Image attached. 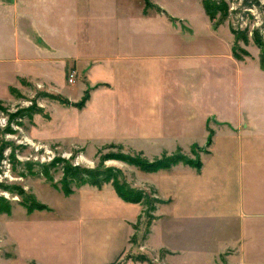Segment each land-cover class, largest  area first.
Segmentation results:
<instances>
[{
	"label": "rangeland",
	"instance_id": "1",
	"mask_svg": "<svg viewBox=\"0 0 264 264\" xmlns=\"http://www.w3.org/2000/svg\"><path fill=\"white\" fill-rule=\"evenodd\" d=\"M257 2L0 0V264H86L82 222L69 215L89 186L142 197L145 233L161 171L145 169L168 158L199 169L216 112L252 97L264 107ZM148 105L169 127L184 115V145L146 141ZM135 254L113 264H155Z\"/></svg>",
	"mask_w": 264,
	"mask_h": 264
},
{
	"label": "crops",
	"instance_id": "2",
	"mask_svg": "<svg viewBox=\"0 0 264 264\" xmlns=\"http://www.w3.org/2000/svg\"><path fill=\"white\" fill-rule=\"evenodd\" d=\"M28 20L48 35L39 21ZM251 102L216 112L220 123L202 136L211 142L199 169L178 163L151 175L160 201L143 235L142 203L127 202L108 186L78 191L69 217L82 222L86 264H113L126 252L155 264H264V107ZM160 106L146 109L145 138L172 146V153L186 143L184 115L181 126L169 127L159 123Z\"/></svg>",
	"mask_w": 264,
	"mask_h": 264
},
{
	"label": "trees",
	"instance_id": "3",
	"mask_svg": "<svg viewBox=\"0 0 264 264\" xmlns=\"http://www.w3.org/2000/svg\"><path fill=\"white\" fill-rule=\"evenodd\" d=\"M243 6L246 8V7H257V6H260L259 3L257 2V0H244V4ZM205 9L206 11L211 14V11H212V8H211V5L209 3H206L205 5ZM177 160L173 159V158H168V159H165V160H158L156 162H153L151 165H150V169L149 168H146L145 171L147 172H154V171H158V170H163V169H170L173 165L177 164L176 162ZM199 166V165H197ZM198 168V167H197ZM115 191L116 193L118 194V196L120 198H122L123 200L127 201V202H130V203H141L143 198H127L126 196H124V194L119 190V188L117 186H115Z\"/></svg>",
	"mask_w": 264,
	"mask_h": 264
},
{
	"label": "built area",
	"instance_id": "4",
	"mask_svg": "<svg viewBox=\"0 0 264 264\" xmlns=\"http://www.w3.org/2000/svg\"><path fill=\"white\" fill-rule=\"evenodd\" d=\"M71 77L73 78V75Z\"/></svg>",
	"mask_w": 264,
	"mask_h": 264
}]
</instances>
